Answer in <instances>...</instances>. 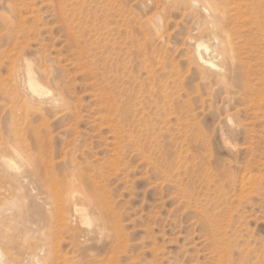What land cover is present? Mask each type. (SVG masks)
Returning <instances> with one entry per match:
<instances>
[{
	"label": "rangeland",
	"instance_id": "rangeland-1",
	"mask_svg": "<svg viewBox=\"0 0 264 264\" xmlns=\"http://www.w3.org/2000/svg\"><path fill=\"white\" fill-rule=\"evenodd\" d=\"M226 2L215 40L191 0H0L3 264H264V0ZM24 61L61 105L13 97ZM80 182L105 226L53 219Z\"/></svg>",
	"mask_w": 264,
	"mask_h": 264
},
{
	"label": "bare ground",
	"instance_id": "bare-ground-1",
	"mask_svg": "<svg viewBox=\"0 0 264 264\" xmlns=\"http://www.w3.org/2000/svg\"><path fill=\"white\" fill-rule=\"evenodd\" d=\"M193 1L194 3L196 4H199V6H201V8L207 13V19L202 23V25L200 26V33L201 34H208L211 36V38L215 39V40H218V35H216L215 33H213V29L215 27H217L219 25V22H221V20L223 21L224 20V17H225V13H226V10H225V4L227 3L226 0H191ZM194 6V4H192ZM238 6V5H237ZM261 14L264 15V10L261 11ZM198 15V14H197ZM199 23V22H198ZM197 23V24H198ZM210 27H213V29ZM229 35L230 34H227L226 36V39L225 40H220V46H221V51L223 54H225L224 56L231 60L232 58H234L235 56V52H234V49L232 48V45H231V40L229 38ZM194 41V40H193ZM17 42V41H16ZM218 42V43H219ZM18 43V42H17ZM2 45V44H1ZM219 45V44H218ZM4 46H2V49ZM5 52V51H4ZM214 50L212 51L210 49V47L205 44L203 41H198L196 42V45L195 47L193 48V51H192V58L194 60V62L200 66H203V67H207L208 69H213V70H218V66L217 64L214 62V58H216L217 54H214L213 53ZM2 54V53H1ZM19 60V59H18ZM2 61H3V58H2ZM6 61V60H5ZM1 62V61H0ZM24 63H26V71H25V79H24V86H25V90L22 89V85H21V79L19 78V75L17 73V70H15L14 74H13V84L15 86V88L13 89L12 91V94L14 95L13 97H23V101L22 103H24L23 105L28 107V108H35V109H38V110H43L45 108H49V109H53V108H56L59 106L60 104V99L57 97V95H50L51 94V91H48L46 90V88L41 84L40 82V79H39V75L34 71L33 67H32V64L29 62V61H24ZM45 64V63H44ZM24 65V64H23ZM1 66V65H0ZM17 66V65H16ZM25 67V66H24ZM47 67V66H46ZM10 69V68H9ZM49 70V69H48ZM41 73H43L44 71H40ZM206 75V74H205ZM11 78V77H10ZM209 78V77H208ZM44 83V82H43ZM11 86V85H10ZM3 88V87H2ZM2 88L1 91H2ZM0 91V92H1ZM3 92V91H2ZM1 92V93H2ZM6 92H9V91H6ZM11 92H9L10 94ZM5 94V93H4ZM8 94V93H6ZM47 96L45 98H43V96ZM7 96V95H5ZM22 100V99H20ZM127 104V103H126ZM22 105V104H21ZM61 105V104H60ZM66 105V104H65ZM25 107V108H26ZM23 110V109H22ZM24 111V110H23ZM127 112L124 114L126 115ZM123 115V116H124ZM126 121V120H125ZM43 125V124H42ZM40 137V136H39ZM41 138V137H40ZM7 144V142H6ZM13 144V143H12ZM17 147V146H16ZM50 147V146H49ZM18 149V148H17ZM16 150V149H15ZM21 151V150H20ZM43 153V152H42ZM23 157V155H22ZM2 161V164L4 167H8V168H12L14 167L13 165V162L11 159H8L6 157H3L1 159ZM43 161V160H42ZM44 164H45V161H44ZM177 164V163H176ZM16 167V166H15ZM49 167V166H48ZM18 168V166H17ZM82 172V171H81ZM86 172V171H85ZM87 173V172H86ZM84 174V173H82ZM47 175V174H46ZM57 175V174H56ZM87 175L86 177L89 178L91 175H89L88 173L87 174H84V176ZM89 175V176H88ZM80 177V176H79ZM82 177V176H81ZM80 177V178H81ZM94 177V176H93ZM61 178V177H60ZM63 178V177H62ZM80 178H76L74 177V180H79ZM83 180L85 177H82ZM81 178V180H82ZM92 178V177H91ZM52 179V178H51ZM55 179V177H54ZM86 179V178H85ZM249 179V178H248ZM53 180V179H52ZM63 180V179H62ZM61 180V181H62ZM93 180V179H92ZM254 180V179H252ZM95 181V180H94ZM50 182V181H49ZM53 182V181H52ZM57 183V182H56ZM56 183H55V186H56ZM59 183H60V180H59ZM85 183V182H84ZM92 181L90 180V183L91 184ZM72 184V183H71ZM81 184V189H70V188H65V189H59L61 190V193H63V196L59 195V206L57 207L56 205V210L54 211V216H53V219H56L57 221H62L63 218H64V214H65V207L66 205L70 204L73 206V210L76 214L80 215V217L82 219H84L85 223H87L88 221V217L86 214H84V212L82 211L83 209L81 207H79V205L76 204V201L77 200H81V201H84L87 205H89L93 211H96V213L100 216L99 217V222H101V225L104 224L105 226V223H107V221L102 217V212H103V208L104 206H102V204L100 205L98 202H97V198H100L99 196H96L97 194L96 193H89L88 191V187L86 188L87 183H86V186L84 187V184ZM94 185V183H92ZM249 184V183H248ZM59 185V184H58ZM52 186V184H51ZM90 186V185H89ZM57 188V187H55ZM94 188V187H93ZM92 188V191H94ZM245 189V188H244ZM58 190V189H57ZM91 190V189H90ZM35 192V191H34ZM45 192V191H44ZM53 192V191H51ZM91 192V191H90ZM55 193L56 190H55ZM92 194V195H91ZM49 195V194H48ZM54 196V195H52ZM6 197V196H5ZM97 197V198H95ZM13 198V197H12ZM15 198V197H14ZM46 198V197H45ZM55 198V196H54ZM57 199V198H56ZM7 200V199H6ZM9 200V199H8ZM7 200V201H8ZM58 200V199H57ZM56 200V201H57ZM99 200V199H98ZM5 201V202H7ZM13 201V200H12ZM4 202V203H5ZM11 202V200H10ZM58 202V201H57ZM8 203V202H7ZM12 203V202H11ZM66 203V205H65ZM101 203H104V202H101ZM5 204H3L4 206ZM48 205V204H47ZM104 205L106 206V203H104ZM15 207V206H14ZM2 208V207H1ZM106 208V207H105ZM2 210V209H1ZM38 210V209H37ZM47 210V209H46ZM106 210V209H105ZM104 210V212H105ZM109 210V209H108ZM42 211H45V210H42ZM65 211V212H64ZM104 214V213H103ZM66 215V214H65ZM97 215V216H98ZM52 218V217H51ZM98 218V217H97ZM110 218V217H109ZM43 219V218H42ZM113 219V218H112ZM68 220V219H67ZM114 220V219H113ZM69 221V220H68ZM116 221V220H115ZM56 223V221H55ZM62 223V222H61ZM109 223V222H108ZM30 224V223H29ZM57 224V223H56ZM55 224V225H56ZM64 224V223H63ZM62 224V225H63ZM83 224V223H82ZM89 225V223H87ZM100 224V223H98ZM46 225V224H45ZM111 225V224H110ZM110 225H108L107 227H110ZM100 228V226H98ZM112 227V226H111ZM32 228V227H31ZM47 228V227H46ZM64 228V227H63ZM62 229V228H61ZM104 229V228H103ZM115 229V228H114ZM48 230V228H47ZM63 230V229H62ZM53 231V230H52ZM55 231V230H54ZM57 232V231H56ZM26 234V233H25ZM29 234V233H28ZM32 234V233H31ZM116 236V235H115ZM73 241V240H72ZM13 242V241H12ZM30 245V244H29ZM74 245V244H73ZM53 248V247H52ZM42 250V249H41ZM113 251V250H112ZM55 252V251H54ZM8 251L6 250H3L1 247H0V264H3V260L5 258V256L7 255ZM54 254V253H53ZM112 254V253H110ZM50 255V254H48ZM51 255H52V252H51ZM38 257V255H37ZM37 257H34V261H35V264H41L40 260L37 258ZM52 257H55V256H49L48 257V261L49 263H51L52 261ZM67 259V258H66ZM65 259V260H66ZM72 259V258H71ZM75 259V258H74ZM70 260V259H69ZM22 261V260H21ZM43 261V260H42ZM67 261V260H66ZM81 262V261H79ZM14 264V263H13ZM66 264V263H65ZM78 264V263H77Z\"/></svg>",
	"mask_w": 264,
	"mask_h": 264
}]
</instances>
